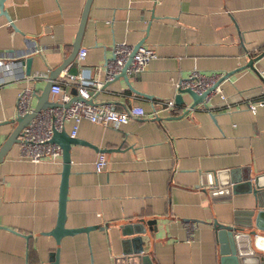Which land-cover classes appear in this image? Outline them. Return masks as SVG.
I'll return each mask as SVG.
<instances>
[{
  "label": "crops",
  "instance_id": "obj_1",
  "mask_svg": "<svg viewBox=\"0 0 264 264\" xmlns=\"http://www.w3.org/2000/svg\"><path fill=\"white\" fill-rule=\"evenodd\" d=\"M86 3L6 0L16 27L0 15L2 72L20 76L19 51L29 43L37 48L31 75L0 86L1 144L17 125L20 92L31 86L41 93L72 53ZM120 42H144L157 57L131 76V85L124 78L109 82L93 95L96 103L153 111L159 100H177L175 82L195 69L230 74L220 82L227 100L216 94L209 108L183 117L180 108L120 126L83 121L76 137L88 143L72 147L66 226L107 227L64 236L59 264H125L117 259L127 238L120 223L139 218L158 219L146 248L159 264H221L213 222L245 221L256 200L226 189L213 195L212 183L226 188L231 179L264 173V103L256 112L249 106L264 99V55L255 68L248 65L264 52V0H92L81 40L89 51L77 79L105 81L107 58ZM69 77L63 70L57 79L72 97ZM183 98L180 105L193 103L190 94ZM73 125L66 124L69 133ZM20 147L14 144L0 163V264H54L58 244L45 232L58 222L63 163L33 162ZM100 153L108 164L97 172ZM188 222L196 223L192 238Z\"/></svg>",
  "mask_w": 264,
  "mask_h": 264
},
{
  "label": "water",
  "instance_id": "obj_2",
  "mask_svg": "<svg viewBox=\"0 0 264 264\" xmlns=\"http://www.w3.org/2000/svg\"><path fill=\"white\" fill-rule=\"evenodd\" d=\"M6 0H0V15H5L10 21L13 27H16L9 12L5 9ZM92 0H87L79 34L74 44L72 53L65 59V61L58 66L49 77L46 86L41 93L36 92L35 99L36 104L32 112L21 116L18 115L15 122L17 123L15 129L11 135L0 146V163L4 160L5 156L11 150V148L17 142H21V134L24 128L28 127L30 122L36 115L45 108L53 107L57 105L70 106L75 100L83 99L79 95V92L75 86L72 87V98L69 102L63 104L60 102H54L50 100V92L54 81L58 75L67 70L69 76L77 77L80 73V65L76 61L78 52L81 49V40L85 29V24L88 18L89 9ZM144 42H140L135 46V50L144 46ZM35 43L27 46L26 49L20 50L18 54V60L16 66H21L25 75H31V67L36 53ZM264 55V52L252 58L249 62V66L255 68V62ZM20 58V59H19ZM110 58H107L109 60ZM131 60L123 68L122 72L116 76L115 80L124 78L129 85H131V76L128 73V66ZM230 74H226L228 77ZM223 78V79H224ZM222 79V80H223ZM109 84L106 83L105 86ZM132 87V86H131ZM133 88V87H132ZM134 90V89H133ZM135 91V90H134ZM188 93L193 99V103L190 105V109L180 116H186L193 109H196L200 105H204L209 108V104L206 100V93L198 94L192 89L182 90L177 96V102L179 104L184 103L183 94ZM90 103H96L93 99ZM176 118V117H173ZM54 142L60 144L63 148V171L61 182V196H60V211L57 225L49 232H45L47 235L55 237L58 248L56 252L52 253L51 259L54 264H59L60 248L62 238L66 235H74L81 232L89 233L93 229L101 228L105 229L107 226L95 225L85 226L79 228H69L66 226L67 222V201H68V189H69V177L72 168V147L75 144H86L85 140L79 137H73L67 129L62 131L55 130L52 139ZM100 152H107L100 150ZM224 184H221L219 180H215L211 186V193L223 191L226 189L229 193L241 194V193H253L256 206L254 210H251L247 214L245 221L238 219L233 224L221 223L218 220L213 222L214 228L218 232V238L220 243L221 264H264V173L258 174L255 177H246L244 182L237 179H231L228 186L223 188ZM222 187V188H221ZM121 228L123 229V235L127 238L122 240L123 253L117 259L125 264H159L154 254L150 249H147L148 244H153L154 233L159 231L157 218H139L136 221L121 222ZM135 235V236H132Z\"/></svg>",
  "mask_w": 264,
  "mask_h": 264
},
{
  "label": "built area",
  "instance_id": "obj_3",
  "mask_svg": "<svg viewBox=\"0 0 264 264\" xmlns=\"http://www.w3.org/2000/svg\"><path fill=\"white\" fill-rule=\"evenodd\" d=\"M38 50V49H37ZM87 48H81L77 54L76 61L83 62L88 55ZM157 57L155 49L149 46H141L135 50V46L127 42H120L114 46L113 56L107 60V70L105 81L101 80H83L79 81L77 77L70 76L67 84L72 89L75 86L79 95L83 99L75 100L70 106L57 105L42 109L35 118L32 119L29 126L24 128L20 136L21 155L33 162L50 161L54 163H63V148L60 144L54 142L53 136L55 130L62 131L66 129V124L73 121V129L71 135L76 137L80 124L89 120L104 126H120L128 123L135 118H153L158 117L162 112H175L180 108L184 110L190 109V105L182 106L178 104L176 97L163 99L158 101V106L153 111L147 112L142 106H132L127 109H118L110 102L90 103L93 95L104 89L106 83L115 80L126 64L131 60L128 66V73L134 77L146 70L149 63ZM5 60L0 56V86L13 80L25 78L24 73L16 77L11 71L2 72L5 66ZM37 75L36 77H39ZM223 74L211 73L207 74L198 69L184 79H180L174 84L176 93L182 90L192 89L198 94L207 92L206 100L209 102L213 96L220 94L223 99L227 100V96L223 92L220 85ZM37 90L31 86L25 87L19 95L18 115L24 116L33 111L35 107V94ZM71 95L67 88L63 86L61 80L56 79L52 85L50 92V100L54 102L67 103L71 100ZM264 103V99L251 101L249 106L252 111L256 112L259 105ZM1 146V138H0ZM97 172L106 169L108 158L104 153H100L94 161ZM190 238L193 236V230L196 227L195 222L187 223Z\"/></svg>",
  "mask_w": 264,
  "mask_h": 264
}]
</instances>
